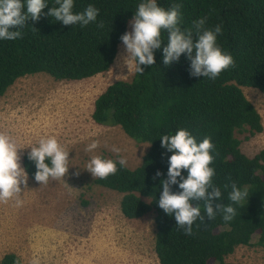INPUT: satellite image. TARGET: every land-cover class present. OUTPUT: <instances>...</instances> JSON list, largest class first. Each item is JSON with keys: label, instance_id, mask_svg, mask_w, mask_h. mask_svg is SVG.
I'll use <instances>...</instances> for the list:
<instances>
[{"label": "trees", "instance_id": "1", "mask_svg": "<svg viewBox=\"0 0 264 264\" xmlns=\"http://www.w3.org/2000/svg\"><path fill=\"white\" fill-rule=\"evenodd\" d=\"M23 2V0H22ZM48 6L39 21H27L19 29L22 38L0 39V96L18 79L26 75L45 73L55 80L78 81L107 71L114 62L139 3L143 0H74V13L83 12L92 4L99 9L96 21L81 27L63 25L46 15L55 0H45ZM168 9L181 4L182 30L195 29L193 22L206 18L205 27L222 26L217 36L218 46L234 59V67L222 71L211 80L190 75V61L182 54L179 61L163 64V46L168 33L162 32L164 44L154 51L155 63L144 66V73L134 72L130 80L109 84L94 101L92 120L100 125L119 126L138 143H146L147 151L136 167H121L106 179H94V184L122 194L120 211L128 219H138L150 212L155 224L154 250L159 264H239L225 260L240 245L264 248V148L248 156L240 148L236 133L254 135L263 130L261 116L243 93L241 87H252L264 93V0H157ZM26 11V8L24 9ZM103 22L104 27L97 25ZM185 128L201 142L211 137L215 169L212 183L228 199L231 183L248 191V198L233 204L235 217L225 222L222 214L214 220L205 218L193 224V235H185L176 225L174 216L159 206L162 192L160 181L167 179L168 157L161 147L163 135L175 134ZM22 157L27 176L34 179L35 162ZM48 162V161H46ZM159 170L162 175L153 180ZM187 176V170H182ZM230 177V179H229ZM179 180V178H178ZM229 184L228 188L224 185ZM173 192L182 191L178 184ZM198 202L193 201V206ZM203 214V201H200ZM199 225V227H197ZM20 256L5 253L0 264H14Z\"/></svg>", "mask_w": 264, "mask_h": 264}, {"label": "rangeland", "instance_id": "2", "mask_svg": "<svg viewBox=\"0 0 264 264\" xmlns=\"http://www.w3.org/2000/svg\"><path fill=\"white\" fill-rule=\"evenodd\" d=\"M131 21L127 32L132 31ZM125 55L121 41L105 72L78 81L55 80L45 73L26 75L0 96V132L16 141L21 160L30 146L47 136H55L69 151V169L63 179L40 184L28 177L27 187L21 185L22 206H16L15 199L0 202V259L13 252L23 264H30L33 257L40 264H159L153 213L138 219L124 217L122 194L94 184L95 178L86 170L93 155L124 157L133 168L147 151L146 143L136 142L119 126L100 125L91 117L95 99L109 84L132 78L135 64L127 67ZM241 89L263 125L254 135L236 133L242 152L253 156L264 148V93L252 87ZM94 140L100 146L86 152ZM113 147L120 152H113ZM225 260L264 264V248L240 245Z\"/></svg>", "mask_w": 264, "mask_h": 264}, {"label": "clouds", "instance_id": "3", "mask_svg": "<svg viewBox=\"0 0 264 264\" xmlns=\"http://www.w3.org/2000/svg\"><path fill=\"white\" fill-rule=\"evenodd\" d=\"M56 5L49 9L46 15L62 22L63 25H76L81 27L96 21L99 9L89 4L83 12L74 13V0H55ZM48 4L45 0H0V39L15 40L22 38L19 29L27 25V21H39ZM26 8V11L24 10ZM181 4H172L165 9L158 5L157 0H143L139 3L131 21L132 31L125 32L121 41L125 45L126 55L123 62L129 67L135 64L136 72L143 74L144 66L155 63L154 51L164 44L162 32L168 33L166 46H163V64L171 65L179 61L182 54H186L190 61V75L206 77L215 80L222 71L234 67V59L224 52L217 44V36L222 34V26L216 25L214 29L205 27L206 18L193 22V29L182 30L180 24L182 15ZM97 27L103 28L101 21ZM100 146L98 140L92 141L85 148L86 152H93ZM28 159L35 162L37 171L34 179L40 184H47L49 179L61 180L68 173L69 151L66 150L55 136L42 137L37 146H30ZM161 147L167 149L172 155L168 157L167 179L160 181L162 192L158 206L169 216H174L176 225L184 230L185 235H193V224L199 220L205 224V218L214 220L217 214H222L225 222L231 221L236 215L233 204H240L248 198V191L241 190L232 182L228 199L232 204L225 205L213 201H221V190L212 183L215 169L210 167L214 157L211 154L214 144L211 137H204L201 142L185 128H180L175 134L163 135ZM16 141L7 133L0 132V202L7 203L15 199L16 206H22L20 198L21 185L27 187V172L21 166V157L18 154ZM113 152L120 149L113 147ZM48 161V162H46ZM121 167L127 165V160L120 157ZM94 178L106 179L117 172V162L105 159L100 155L91 156L86 165ZM182 170H187V176H182ZM77 176L79 172L75 173ZM162 173L157 170L153 180ZM179 178V180H178ZM230 179V177H229ZM182 191L173 192L172 186L177 185ZM225 188L229 184L224 185ZM193 201H197L193 206ZM200 201H203L204 212L201 213ZM199 227V225H197ZM14 264H21L19 259ZM30 264H40L38 257H33Z\"/></svg>", "mask_w": 264, "mask_h": 264}]
</instances>
